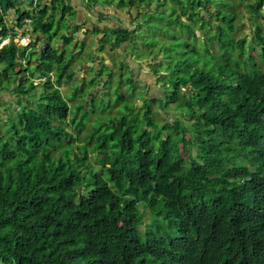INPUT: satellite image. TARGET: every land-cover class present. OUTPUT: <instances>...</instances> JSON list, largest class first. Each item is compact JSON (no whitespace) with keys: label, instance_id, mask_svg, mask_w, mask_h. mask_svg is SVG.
I'll return each instance as SVG.
<instances>
[{"label":"trees","instance_id":"1","mask_svg":"<svg viewBox=\"0 0 264 264\" xmlns=\"http://www.w3.org/2000/svg\"><path fill=\"white\" fill-rule=\"evenodd\" d=\"M22 1L0 0V41L8 38L0 47V78L8 79L0 90L8 87L12 106L20 108L4 118L0 132V264H264V0L247 2L248 16L238 15L233 0L217 8L212 0H118L131 14L128 24L117 30L93 24V32L104 33L100 49L108 31L116 47L136 43V30L159 2H173L175 28L187 34L174 36L166 55L159 50L160 60L149 59L158 64L151 72L159 81L166 77L161 94L128 106L117 93L122 110L105 107V120L93 119L84 140L56 122H65L70 109L58 86L72 77L74 53L64 56L71 32L81 35L78 25L68 24L73 8L61 0L50 6L24 0L26 7ZM13 10L17 21L10 26ZM243 18L250 31L239 36ZM64 19L68 30L57 47L54 23ZM25 25L28 46L13 41ZM155 35L145 34L142 45L163 41ZM37 42L43 46L35 70L48 80L33 90L24 70L10 73L20 59L30 70ZM121 66L128 65L120 63L119 76ZM51 72L56 81L49 80ZM128 72L130 87L139 85ZM157 100L173 110L171 120L154 119ZM84 101L93 102L80 99L73 126L78 112L82 125L89 119ZM89 154L96 165L84 175ZM144 213L154 222H143ZM142 224L150 226L142 230Z\"/></svg>","mask_w":264,"mask_h":264},{"label":"rangeland","instance_id":"2","mask_svg":"<svg viewBox=\"0 0 264 264\" xmlns=\"http://www.w3.org/2000/svg\"><path fill=\"white\" fill-rule=\"evenodd\" d=\"M115 1L116 0H113V2ZM183 1H184V4L189 2L188 0H183ZM212 1L213 3L216 4V6L213 8H217V6H220V2L223 0H212ZM233 1L237 5L236 11L238 15L248 16L249 10L245 8L246 3L247 2L255 3L258 0H233ZM172 3L168 2L164 6L162 2H159L157 4V6L159 5V8L157 7L156 11L153 12V14L145 16L144 22L140 24V26H142V30L140 29L142 33L138 30H136L135 32L136 37L138 39L136 43H133L131 45L123 44V45H118L116 47L115 44L117 43L114 40L115 36L112 34L111 31H108L107 36L105 37V40H101L104 43L102 46V49H98V50H101V52H98V50H96L95 47L99 46L98 39H100L101 36H103V34L101 33L98 34L96 32H93V29L88 30V33H87L88 35L84 34L83 31L85 30L86 27L83 24L85 22L86 16H85V19L84 17H81V19L79 20H76L74 18L78 22V26L80 27L79 31L81 35H79V33L77 32L75 33L71 32V34L73 35V40H72L73 45L71 44L70 47H67L64 52V56L66 58H70L73 53H74L75 58L71 59L70 65H69V67L72 69L71 80H65V78H63L61 81V84H59L58 86L59 91L64 96V98L68 101V106L70 108L69 114L65 122L61 120L56 121L59 126L64 127L65 131L68 133H71L72 135L79 134L80 140H84L87 138V136L84 134L90 132L92 125L94 124V121L96 118L101 117V119L105 120L104 115L107 114L106 109H104L105 107L110 109L109 112H111L112 110V113H115L118 110H122V108L124 107V102L117 100V93L124 97L126 104L128 106L131 105L130 103H132L134 106H141L142 101L145 100V97L147 98H151L153 96L157 97L156 96L157 94H161L159 90L162 88L161 86H163L162 80L165 81L166 77L165 79H162L161 81H159L158 74L151 72V66H152L151 64H153L155 60L153 62H149V59L151 57H157L158 58L157 60H160L162 54L166 55V52L170 51L169 46H171V44H173L176 41L174 36L180 35L179 38L183 39V37H185V35L187 34V31L183 30V28H178V29L175 28V24H176L175 15L172 14V11H171V8L173 7ZM21 4L26 5L27 2L22 1ZM57 5L59 6V3H57ZM262 10L264 11V5L262 6ZM13 16H14V12H13L12 17ZM56 16L58 19L59 17L58 10L55 12V17ZM149 18L151 22H149ZM96 19L97 17L93 18L92 20L96 22ZM105 19L109 20L108 17H105ZM12 20H15L16 22L17 17H15ZM64 20L65 21H62L60 23V26H58L56 22L54 23L53 31H57V36L55 37V39L52 40V43L53 44L55 43L57 47L60 45L59 44L60 39L58 40V37L61 36V34H65V29L67 28L66 19ZM106 20H103L102 23L103 24L108 23L110 25V21L107 22ZM146 21L149 22L148 25L145 23ZM243 24L245 25L243 27H240L239 30L236 31V34L239 36L248 34V32L250 31V23H247L246 19L243 20ZM235 25H238L237 19L235 20ZM87 26H90V25H87ZM26 28L27 26L25 25L15 31V34H14L15 38L13 41L16 44L22 45V46H28L30 42V35L28 32V28L27 29ZM200 32L201 31L196 29L197 35H199ZM145 34H146V39L152 38V37L154 38V34H157L155 35L157 39L160 37V34H161L160 38H162L163 41L159 42L158 44L159 47L157 44H153V46H151L150 48L144 47L140 40L143 39ZM24 37H27V38L25 39ZM21 38L24 40H27V44H23L24 40L21 41L20 40ZM57 40L58 42H56ZM81 40L84 41V44H85L83 46L84 50L81 49V46H80L79 41ZM78 42H79L78 47L74 49L75 44ZM201 42L202 41H200L198 44L199 47L202 46V45L200 46V44H202ZM42 44L43 43H40V42L35 43L34 47L36 50H34L33 53H37V54L32 55L33 57H32L31 63L29 64L30 70L26 69L25 71V76L30 77L33 80H35V81H32L35 86L33 90H38L42 88L41 87L42 82L39 81L38 79V77H42L40 76L42 74L35 70V67L37 66L35 62V56H37L39 51H41L42 46H43ZM120 47H124L123 50L120 51ZM31 49H33V47H31ZM151 49L152 50L155 49V54L153 56L151 54ZM180 49H182V45L175 46V52ZM93 50H94V53L92 52ZM159 50L162 51V54L159 53ZM30 51L31 50L27 48L28 54ZM121 62L131 67L133 73L135 74L133 78L139 80V81H136L139 85L135 87V84H134L133 86L134 88L130 87L131 84L127 81L129 77H131L130 72H128V66H121L124 68L122 72V76L116 75ZM18 63L19 64L21 63L24 66L26 65L27 62L25 60L23 61V59H20V60H17L15 65L18 66ZM94 64L95 66H93ZM157 66L158 64L152 67H157ZM159 68H160V65H159ZM30 72H32V74H30ZM10 74H12V72ZM16 83L17 81H14V84ZM146 84L149 86V90L148 89L144 90L143 87H145ZM11 86H13V83L10 84V87ZM6 89L8 91V87H6ZM161 90H163V88ZM1 93L2 95L0 96V132L2 134H5V130L3 128L4 120L7 117H9V115L14 116V113L12 112L18 111L20 108L17 107L16 109L12 106L11 98L13 97L10 94L6 93V90ZM73 94L75 96L72 98V100L71 101L68 100L69 97L72 96ZM35 96L36 98L39 99L38 93ZM82 98L87 99V100L91 99V101H93V102H90L89 105L87 101L82 102L83 104L86 105L88 109L87 111L89 113V119L87 120L85 125H82V123L78 122L82 116V113L78 112L75 115L77 124L73 126L72 124H70L69 120H71L70 117L73 116L76 106H78L79 103H81L80 99ZM158 104H159L158 100L156 103L151 104L154 119L160 123H161V118H168L169 120H171L173 110L168 109L167 111H165L161 109V107ZM28 106L33 108L35 107V103H29ZM90 109L91 110L95 109V110L94 112H91ZM103 109H104V112L101 114V111H103ZM158 111L160 113H158ZM69 157L73 158V155L69 154ZM85 163L88 164V167H83L81 169V173L84 175L88 174V170L91 166L96 165L95 160L91 156V154L88 155V158ZM160 218L162 219L163 216H160ZM154 220L155 218L151 217L147 213H144L142 216V221L145 223H150V222L152 223L154 222ZM149 226L144 227V224H142L140 228L144 230L145 228H148ZM158 226L163 228L162 224H156L154 227H158ZM154 227H152V230H154L153 229Z\"/></svg>","mask_w":264,"mask_h":264},{"label":"crops","instance_id":"3","mask_svg":"<svg viewBox=\"0 0 264 264\" xmlns=\"http://www.w3.org/2000/svg\"><path fill=\"white\" fill-rule=\"evenodd\" d=\"M49 1L50 0H43L41 3H46L47 6H50ZM61 1H63L62 3L64 4H69L73 8V11H74L73 17L71 18V21L68 22L70 26L78 25V22L76 20L81 19V17H84L85 19V16H86L85 22L83 24L86 28L83 32H85L87 28L92 29L93 24L98 25L102 29H104L105 27H108L109 29L113 28L115 30L120 28L123 23H125V25L128 24V20H129L128 14L130 13L127 12V9L125 7L121 8L117 5L118 0H116L117 2L116 1L113 2L110 0L109 3L102 1V2H98L96 5L94 4L92 5L88 0H61ZM21 6L25 7L27 6V4L26 5L21 4ZM132 12L134 15H136V12L134 11ZM12 15H13V11H11V13L7 16V20L11 22L10 26H12V22L13 23L15 22V20H12V19L16 17L15 14L13 16L14 18L12 17ZM95 17H97L96 22L92 20ZM105 17H108L109 20H106ZM103 20H106L107 22L110 21V25L108 23L103 24L102 23ZM87 25H90V26H87ZM66 30L68 29H65V31ZM101 34L104 35V33H101Z\"/></svg>","mask_w":264,"mask_h":264},{"label":"flooded vegetation","instance_id":"4","mask_svg":"<svg viewBox=\"0 0 264 264\" xmlns=\"http://www.w3.org/2000/svg\"><path fill=\"white\" fill-rule=\"evenodd\" d=\"M70 47V46H69ZM96 48V50H98V49H100V47L99 46H96L95 47ZM123 48L124 47H120V51L121 50H123ZM93 53H94V50L92 51ZM98 52H101V50H98ZM92 59V58H91ZM97 60H99V59H97ZM123 61V60H122ZM88 62V61H87ZM148 62V61H147ZM92 63H94V62H92ZM93 66H95V64L93 65ZM25 68V69H24ZM26 69H28V66L27 65H18L17 66V69H13L12 70V75L13 76H15L16 74H17V72L18 71H21V70H24V72L26 71ZM129 69L132 71V69H131V67L129 66ZM29 72V71H28ZM119 72V71H118ZM56 73L55 72H51L50 73V75H49V77H50V81H56L57 80V77H56V75H55ZM132 75L134 74L133 73V71H132V73H131ZM54 77H52V76ZM106 76H108V75H106ZM27 77V76H26ZM109 77H111V76H109ZM38 79H39V81H47L48 80V76H42V77H38ZM109 80H110V78H109ZM0 81H8V79H4V78H0ZM13 81H19V79L18 78H15V79H13ZM25 81H35V80H33L32 78H30V77H27V80H25ZM6 89H2V90H0V96L2 95V93L1 92H3V91H5Z\"/></svg>","mask_w":264,"mask_h":264},{"label":"built area","instance_id":"5","mask_svg":"<svg viewBox=\"0 0 264 264\" xmlns=\"http://www.w3.org/2000/svg\"><path fill=\"white\" fill-rule=\"evenodd\" d=\"M25 39L27 38V37H24ZM21 41L22 40H24V39H20ZM7 41H8V39L7 38H5V39H2L1 41H0V47L2 46V45H4L5 43H7ZM23 44H27V40H24L23 41Z\"/></svg>","mask_w":264,"mask_h":264},{"label":"clouds","instance_id":"6","mask_svg":"<svg viewBox=\"0 0 264 264\" xmlns=\"http://www.w3.org/2000/svg\"><path fill=\"white\" fill-rule=\"evenodd\" d=\"M4 39H5V38H4ZM7 39H8V38H7ZM7 43H8V41H7ZM5 44H6V43H5ZM128 67H129V66H128ZM118 74H119V72L116 73V75H118Z\"/></svg>","mask_w":264,"mask_h":264},{"label":"water","instance_id":"7","mask_svg":"<svg viewBox=\"0 0 264 264\" xmlns=\"http://www.w3.org/2000/svg\"><path fill=\"white\" fill-rule=\"evenodd\" d=\"M13 12H14V10H13Z\"/></svg>","mask_w":264,"mask_h":264},{"label":"bare ground","instance_id":"8","mask_svg":"<svg viewBox=\"0 0 264 264\" xmlns=\"http://www.w3.org/2000/svg\"><path fill=\"white\" fill-rule=\"evenodd\" d=\"M5 45V44H4Z\"/></svg>","mask_w":264,"mask_h":264}]
</instances>
